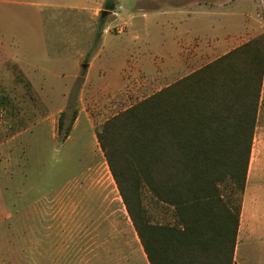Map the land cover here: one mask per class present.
Listing matches in <instances>:
<instances>
[{
	"label": "rangeland",
	"instance_id": "1",
	"mask_svg": "<svg viewBox=\"0 0 264 264\" xmlns=\"http://www.w3.org/2000/svg\"><path fill=\"white\" fill-rule=\"evenodd\" d=\"M253 2L263 34L264 0ZM104 3L0 0V264H148L95 133L159 88L152 74L118 88L98 81L96 71L113 77L124 55L142 51L113 44L96 62L102 37L116 33L112 14L98 28ZM258 135L252 170L260 161ZM221 189L237 206L238 192L228 183ZM141 197L153 216L170 209L161 204L154 212L145 189ZM261 254L264 264V247Z\"/></svg>",
	"mask_w": 264,
	"mask_h": 264
},
{
	"label": "trees",
	"instance_id": "2",
	"mask_svg": "<svg viewBox=\"0 0 264 264\" xmlns=\"http://www.w3.org/2000/svg\"><path fill=\"white\" fill-rule=\"evenodd\" d=\"M115 6L116 0H106L104 11ZM103 23L100 16L99 29ZM263 77L264 33L95 133L148 264H234ZM76 116L74 111L65 138ZM64 118L61 112L59 130ZM225 183L240 195L235 207L223 195ZM142 189L174 210L173 226L150 223Z\"/></svg>",
	"mask_w": 264,
	"mask_h": 264
},
{
	"label": "crops",
	"instance_id": "3",
	"mask_svg": "<svg viewBox=\"0 0 264 264\" xmlns=\"http://www.w3.org/2000/svg\"><path fill=\"white\" fill-rule=\"evenodd\" d=\"M117 3L112 12L116 33L109 34L111 39L106 37L109 35L102 37V44L94 57L98 59L96 62L101 63L105 48L113 44L121 52L129 47L142 51L132 56L124 55L121 67L113 77L110 72L101 74L96 71L98 81L105 88L123 87L139 74H152L154 80L150 84L160 91L261 34V10L253 0H117ZM146 49L148 53H143ZM263 93L264 77L253 140L259 134L257 149L260 161L254 164L253 173L252 144L241 197L234 264H261V249L264 247V197L261 196H264ZM250 182L255 184V188L253 185L250 189L247 187ZM145 192L154 212L159 209L158 205L162 207L149 192ZM151 212L149 207L147 216L150 222L156 220L155 224L164 221L173 226L177 221L172 208L154 216ZM171 242L178 243V239L171 238Z\"/></svg>",
	"mask_w": 264,
	"mask_h": 264
},
{
	"label": "water",
	"instance_id": "4",
	"mask_svg": "<svg viewBox=\"0 0 264 264\" xmlns=\"http://www.w3.org/2000/svg\"><path fill=\"white\" fill-rule=\"evenodd\" d=\"M108 14H112V12L101 11L100 16H101V18H104V17H106ZM87 67H88L87 64L82 65V68H84V69L87 68Z\"/></svg>",
	"mask_w": 264,
	"mask_h": 264
},
{
	"label": "built area",
	"instance_id": "5",
	"mask_svg": "<svg viewBox=\"0 0 264 264\" xmlns=\"http://www.w3.org/2000/svg\"><path fill=\"white\" fill-rule=\"evenodd\" d=\"M108 32V30L107 29H105L104 31H103V33H107Z\"/></svg>",
	"mask_w": 264,
	"mask_h": 264
}]
</instances>
